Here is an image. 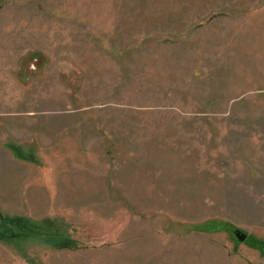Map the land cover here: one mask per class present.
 I'll list each match as a JSON object with an SVG mask.
<instances>
[{"label": "rangeland", "instance_id": "obj_1", "mask_svg": "<svg viewBox=\"0 0 264 264\" xmlns=\"http://www.w3.org/2000/svg\"><path fill=\"white\" fill-rule=\"evenodd\" d=\"M263 247L264 0H0V264Z\"/></svg>", "mask_w": 264, "mask_h": 264}, {"label": "crops", "instance_id": "obj_2", "mask_svg": "<svg viewBox=\"0 0 264 264\" xmlns=\"http://www.w3.org/2000/svg\"><path fill=\"white\" fill-rule=\"evenodd\" d=\"M76 252H74L73 255H68L66 253H58L56 256H60L62 259H67L68 261L72 260L73 262L77 261V262H80L81 264H87V262L89 261V259L87 258V255L91 251H89L88 254L83 253L84 251L82 250H78V253Z\"/></svg>", "mask_w": 264, "mask_h": 264}, {"label": "water", "instance_id": "obj_3", "mask_svg": "<svg viewBox=\"0 0 264 264\" xmlns=\"http://www.w3.org/2000/svg\"><path fill=\"white\" fill-rule=\"evenodd\" d=\"M237 236H238V238H239L241 241H245V239H246V235H244V234L237 233Z\"/></svg>", "mask_w": 264, "mask_h": 264}, {"label": "trees", "instance_id": "obj_4", "mask_svg": "<svg viewBox=\"0 0 264 264\" xmlns=\"http://www.w3.org/2000/svg\"><path fill=\"white\" fill-rule=\"evenodd\" d=\"M9 220H12V219H9ZM264 248V247H263Z\"/></svg>", "mask_w": 264, "mask_h": 264}]
</instances>
